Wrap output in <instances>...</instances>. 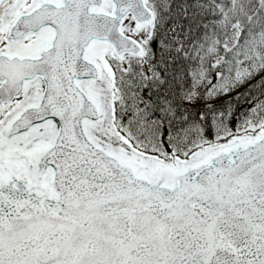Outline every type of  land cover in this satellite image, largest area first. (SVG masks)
I'll list each match as a JSON object with an SVG mask.
<instances>
[{
    "label": "snow or ice",
    "instance_id": "obj_1",
    "mask_svg": "<svg viewBox=\"0 0 264 264\" xmlns=\"http://www.w3.org/2000/svg\"><path fill=\"white\" fill-rule=\"evenodd\" d=\"M0 264H264V0H0Z\"/></svg>",
    "mask_w": 264,
    "mask_h": 264
}]
</instances>
